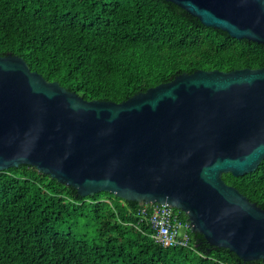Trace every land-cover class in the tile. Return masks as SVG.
I'll use <instances>...</instances> for the list:
<instances>
[{
    "label": "water",
    "instance_id": "95a60500",
    "mask_svg": "<svg viewBox=\"0 0 264 264\" xmlns=\"http://www.w3.org/2000/svg\"><path fill=\"white\" fill-rule=\"evenodd\" d=\"M264 44V0H166ZM264 160V67L196 70L121 102L87 100L0 54V170L28 164L82 197L169 204L244 261L264 259V209L234 176Z\"/></svg>",
    "mask_w": 264,
    "mask_h": 264
},
{
    "label": "trees",
    "instance_id": "16d2710c",
    "mask_svg": "<svg viewBox=\"0 0 264 264\" xmlns=\"http://www.w3.org/2000/svg\"><path fill=\"white\" fill-rule=\"evenodd\" d=\"M0 54L87 100L114 102L182 73L264 67V44L166 0H0ZM223 179L264 209V160ZM141 208L108 192L82 197L28 164L0 170V264H264L192 230L190 246L165 247ZM87 216L98 223L94 240L66 227Z\"/></svg>",
    "mask_w": 264,
    "mask_h": 264
},
{
    "label": "built area",
    "instance_id": "2783aa9c",
    "mask_svg": "<svg viewBox=\"0 0 264 264\" xmlns=\"http://www.w3.org/2000/svg\"><path fill=\"white\" fill-rule=\"evenodd\" d=\"M150 225L152 238L168 246H190L191 223L169 204L146 203L139 213Z\"/></svg>",
    "mask_w": 264,
    "mask_h": 264
},
{
    "label": "rangeland",
    "instance_id": "374dc122",
    "mask_svg": "<svg viewBox=\"0 0 264 264\" xmlns=\"http://www.w3.org/2000/svg\"><path fill=\"white\" fill-rule=\"evenodd\" d=\"M108 199V198H106ZM85 219H79V220H69L66 227L68 229H73L78 232L80 235H85L88 237L89 240H94L96 235V229L98 223L94 220H92L89 216Z\"/></svg>",
    "mask_w": 264,
    "mask_h": 264
}]
</instances>
